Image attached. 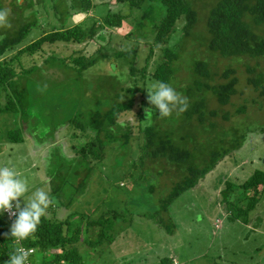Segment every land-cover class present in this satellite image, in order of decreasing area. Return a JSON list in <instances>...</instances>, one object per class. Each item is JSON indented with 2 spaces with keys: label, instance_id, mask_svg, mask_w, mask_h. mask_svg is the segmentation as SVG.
<instances>
[{
  "label": "trees",
  "instance_id": "16d2710c",
  "mask_svg": "<svg viewBox=\"0 0 264 264\" xmlns=\"http://www.w3.org/2000/svg\"><path fill=\"white\" fill-rule=\"evenodd\" d=\"M115 1L117 9H107L99 21L89 18V26L83 25V21L71 27L63 25L67 17L87 14L99 4L94 0L13 1L9 17L12 28H0V36H6L0 39V114L20 117L22 123L19 131L7 132L6 140L12 144L24 141L20 131L34 109L39 114H33L46 121L44 126H39L40 134L47 132V136L52 137L58 126L65 125L76 131L73 136L78 133L86 138L85 142L73 147L72 158L62 154L56 157L57 152L51 157L52 162L55 159L57 162L51 166L50 195L60 198L61 202L66 198L67 205L77 196L84 195L83 191L97 174L94 162L103 160L108 147L116 152L118 160L123 157L119 155L121 151L127 148L133 161L132 168H136V162L141 167L160 165L164 170L174 167L177 182L165 196L157 199V209L150 214L156 225L169 233L174 227L172 223L166 225L164 219L169 206L193 188L224 156V152L219 154L217 149L228 141L226 132L218 138L213 137L202 155L188 144L198 130L203 133L199 139L207 134L206 129L216 131L215 123L205 125L206 121L218 116V110L209 108L206 94L220 107L229 104L237 94L238 85L233 63L244 57L264 56V0ZM100 4L107 8V2ZM34 7L39 8L37 11L43 10L47 17L51 15L56 23L47 22L49 28L44 29L38 39L22 46L28 30L36 27L39 21ZM3 9V0H0V10ZM25 10L33 12L24 18ZM124 22L131 28L124 38H134L136 43L134 48L116 55L127 71L128 80L122 84L111 72L93 78L84 75L106 55L88 58L80 51H74L68 57H59L51 53L40 56L42 66L38 62L30 63L32 56L42 53L44 45L86 44L98 39L100 30L122 29ZM181 70L183 74H179ZM246 70L250 89L261 90L259 97L264 98L263 72H256L249 66ZM147 78L168 83L187 97V110L161 117L153 109L154 115L148 121L137 115L139 122H146L143 127L122 121V116L132 110L137 95L143 93L142 86ZM256 99L252 97L250 101L253 103ZM242 112H245L244 107L236 110V113ZM48 115L52 118H47ZM228 118L225 113L224 119ZM136 128L138 143L136 150H131L129 141ZM233 130L231 149L236 150L241 146L242 135L239 136L237 129ZM115 145L117 147L113 148ZM63 187H68L70 193L62 192ZM139 189L143 187L138 183L135 191L139 193ZM153 190V186H148L146 191L152 194ZM236 192L238 199L231 202V195ZM263 192L264 172L260 170H255L235 188L233 184H227L224 200L229 216L247 225L248 214L255 209ZM106 202L102 200L97 205L99 210L95 214L99 216L95 219L75 211L62 221L54 216L55 207L60 205L55 202L48 210L50 214L41 218L36 238L21 242L26 249L36 250L27 263L90 264L91 260H96L91 256L101 255L103 249L112 244L116 225L124 222L126 217L112 204L104 210ZM242 202L245 205L241 206ZM11 223L5 214L0 215V264H5L16 246L12 238L4 235L9 233ZM220 224L219 221L218 227ZM175 260L172 256H162L156 264H175ZM123 264L134 263L125 261Z\"/></svg>",
  "mask_w": 264,
  "mask_h": 264
},
{
  "label": "rangeland",
  "instance_id": "374dc122",
  "mask_svg": "<svg viewBox=\"0 0 264 264\" xmlns=\"http://www.w3.org/2000/svg\"><path fill=\"white\" fill-rule=\"evenodd\" d=\"M13 1L3 0L4 9H10L11 12ZM102 2H107V8L100 4ZM94 3L99 4L94 10L87 14L71 15L65 19L63 25L71 27L84 21L83 25L89 26L91 23L89 18L99 21L107 9L113 11L117 9L115 0H94ZM33 9L37 11L39 8ZM31 12L33 10H25L23 17L27 18ZM49 12H51L50 7ZM203 14L201 19L205 17ZM37 16L39 21L36 27L28 30L23 38L22 46L38 39L44 29L49 28L46 25L47 22L56 23L51 15L45 16L43 10L37 11ZM123 24L122 29L100 30L98 39H93L86 44L44 45L42 53L32 56L30 63L38 62L37 64L42 66L41 57L51 53L59 57H68L74 51H80L88 58L106 55L84 75L93 78L95 75L111 72L122 84L126 79L128 80L127 71L116 55L120 51L134 48L136 43L134 38H124L123 35L131 28L127 22ZM142 56L145 57L144 54ZM247 66L264 74V56L252 59L244 57L233 63L238 85L237 94L231 98L229 104L220 107L209 94H206L209 108L218 110V116L206 121L205 125L210 122L215 123L216 131L210 132L206 129L207 134L203 139H199L203 133L198 130L199 132L197 131L195 137H191L192 142L188 145L194 148L198 155H202L213 137L218 138L220 134L226 132L228 141L218 146L217 151L219 154L224 152V156L216 162L215 166L208 170L193 188L183 193L169 206L168 215L164 217L166 225L170 223L174 225L169 233L166 229L158 227L150 218V214L157 209V199L165 196L177 182L178 174L174 167L168 170H164L160 165L141 167L139 162H136V168H132L133 161L127 148L119 154L123 156L121 160H118L113 149L107 148L103 160L94 162L97 174L83 191L84 195L77 196L72 204L67 205L66 198H63L61 202L60 198L50 195L49 179L53 175L51 166L52 163L57 162L56 159L52 162V154L57 152L56 157L62 154L72 158L75 152L73 147L85 142L86 138L80 137L78 133L73 136L76 131L68 129L65 125L58 126L52 137L47 136V132L40 134L39 126H44L43 123L46 121H43L42 116L33 114H39L37 109H34L31 115L29 114L27 125H22L23 130L20 133L24 141L19 144L9 143L6 136L9 131H19L18 127L22 123L20 117L16 118L7 113L0 114V166L15 167L21 177L28 181L29 192L26 197L31 196L36 189L42 188L49 192L52 198L54 197L55 202H60L54 210V216L59 221L66 219L75 211L85 213L87 218L95 219L99 216L97 205L102 200L107 201L103 206L104 210L112 204L126 215L125 221L119 222L115 232L113 231L115 240L103 249L101 255H92L91 258L96 260H91L90 264H123L125 261H131L134 264H156L162 256L176 258L177 264H264V192L255 209L248 214L247 225L229 216L224 200V197H227L224 195L227 184H233L235 188L250 178L255 170L264 172V98L259 97L261 90L250 89L247 83L249 78ZM179 74H183V70ZM155 83L150 79L145 80L142 86L143 93L137 95L132 110L129 114L122 116V121L126 120L134 127L145 125L146 122L138 121V116L145 119L144 109L153 107L148 104L147 92L152 90V85ZM252 97L257 98L253 103L250 101ZM240 107H244L245 112L236 113ZM225 113H228V119H224ZM47 118L52 117L48 115ZM232 127L239 131V136L242 135L241 146L236 150L231 149L233 143L231 136L234 131ZM137 133L136 128L129 141L131 150H136ZM207 161L209 163L210 159ZM61 171L64 174L65 171L63 169ZM138 183L143 187L139 189V193L135 191ZM148 186H153L152 194L146 191ZM62 192L69 194L70 189L63 187ZM231 196L230 201L233 202L238 199V192ZM244 203L242 202L241 206L245 205ZM21 204L23 205V201ZM100 210L103 211L102 208ZM216 220L221 222L220 227L216 225L214 227ZM141 241L144 244L141 245Z\"/></svg>",
  "mask_w": 264,
  "mask_h": 264
},
{
  "label": "clouds",
  "instance_id": "9594fccd",
  "mask_svg": "<svg viewBox=\"0 0 264 264\" xmlns=\"http://www.w3.org/2000/svg\"><path fill=\"white\" fill-rule=\"evenodd\" d=\"M10 15V9L0 10V28H12ZM4 38L6 36H0V39ZM147 93L148 104L153 107L144 109L145 121L151 120L154 115L153 109L157 110L156 114L161 117H169L177 110L179 112L187 110V97L168 83L157 81ZM28 192V181L21 177L15 167L0 166V215L8 213L10 219L15 217L9 233L4 234L5 237L12 238L16 244L5 264H27L29 256L36 250L26 249L21 242L36 238L41 218L48 214L49 208L55 203L49 192L42 188L36 189L31 196L26 197Z\"/></svg>",
  "mask_w": 264,
  "mask_h": 264
},
{
  "label": "built area",
  "instance_id": "2783aa9c",
  "mask_svg": "<svg viewBox=\"0 0 264 264\" xmlns=\"http://www.w3.org/2000/svg\"><path fill=\"white\" fill-rule=\"evenodd\" d=\"M5 214V216L7 217V219L9 220V221H12L13 219H14V217L13 218H9V215H8V213H4ZM217 223H216V227H218V224H219V221H216ZM175 262V261H174ZM28 264V263H27ZM175 264H177L176 262H175Z\"/></svg>",
  "mask_w": 264,
  "mask_h": 264
}]
</instances>
